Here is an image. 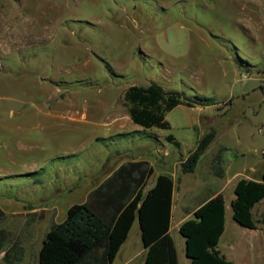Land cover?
<instances>
[{"label": "rangeland", "instance_id": "rangeland-1", "mask_svg": "<svg viewBox=\"0 0 264 264\" xmlns=\"http://www.w3.org/2000/svg\"><path fill=\"white\" fill-rule=\"evenodd\" d=\"M240 57L264 67V0H0V263L40 264L47 232L85 197L72 182L78 156L148 148L158 157L156 139L171 131L194 141L181 107L168 113L172 130L116 135L138 126L121 117L130 116L123 98L130 85L154 81L185 97L231 99L220 128L252 116L264 123L263 70L248 72ZM213 109H201L202 123ZM171 149L177 158L189 150ZM183 179L192 182V174ZM235 224L244 244L235 263L264 264V229ZM140 244L133 229L114 264ZM20 247L21 261L4 258L8 249L20 256Z\"/></svg>", "mask_w": 264, "mask_h": 264}, {"label": "trees", "instance_id": "trees-1", "mask_svg": "<svg viewBox=\"0 0 264 264\" xmlns=\"http://www.w3.org/2000/svg\"><path fill=\"white\" fill-rule=\"evenodd\" d=\"M123 98L132 120L143 126V131L152 127L170 128L167 113L179 104L212 101L198 95L188 99L180 91H167L154 81L147 85H130L124 90ZM137 131L141 130L129 133ZM215 136L216 130L212 128L199 139L196 149L181 163L183 172L195 170ZM143 164L123 165L109 177L96 190L99 194L95 201L97 207L88 201L71 205L66 218L47 232L39 252L40 264H112L137 218L147 251L144 264H180L170 232L173 177L160 174L156 184L144 193L141 183L147 169H139L138 184L134 188L128 186V169L140 168ZM124 179L126 183L119 187V181ZM235 194L232 201L234 220L243 227L257 228L259 220L254 217L253 207L264 199V169L261 181L240 179L235 185ZM260 222L264 223V213ZM224 230L225 198L220 194L202 204L195 216L180 226L191 264H234L218 249ZM4 242L1 230L0 254ZM19 249L20 256L14 259L10 249L4 250V258L10 262L21 261L23 247Z\"/></svg>", "mask_w": 264, "mask_h": 264}, {"label": "crops", "instance_id": "crops-1", "mask_svg": "<svg viewBox=\"0 0 264 264\" xmlns=\"http://www.w3.org/2000/svg\"><path fill=\"white\" fill-rule=\"evenodd\" d=\"M236 61L239 65H246L248 72L261 69L264 74V67L262 66L258 67L257 65L250 64L248 60L242 59L241 57ZM262 81L264 82V80ZM257 88L258 87H252V90ZM197 95L202 96L196 93L193 97L186 98L192 99ZM232 104L233 101L230 99L224 102L212 100L208 103L194 102L192 105L187 103L177 105L176 107H181V109L186 112L185 126L189 129L192 128L194 132V137L187 135V139H194V141L188 144L185 142V138L182 139L178 137L172 131L168 134H161V137H158L155 142L157 144L155 151L160 155L158 157L150 154L148 148H105L99 151L94 149L91 155H86V157L78 156V159L73 161L75 166L73 165L74 175L72 182L77 190L80 189V191L85 194L82 202H89L91 200L95 204L97 195L99 196L96 190L103 185L109 177L123 165L143 162L144 164L140 168L128 169V186L130 185L134 188L136 184H138V180L141 178L139 169H141V171L147 169L141 183L144 193L156 184L157 177L160 174H169L173 177L174 189L170 232L176 243L180 264H191V259L186 254V239L180 232L181 224L187 219L193 218L195 216V211L202 204L220 194L225 198V230L220 238L218 249L227 259L236 264L235 257L239 253L238 247L244 246V244L242 241L240 242V240H238L239 237L235 234V230L237 229V224L235 223L237 222L233 218L232 209V201L236 198L235 185L242 178L256 181L262 180L264 169V123L252 116L247 117L245 123H243L244 120H242L241 124L233 129L225 127L220 128V125H217V120L228 114L232 108ZM202 108H204V110L205 108H214L216 109V114L213 118L206 117L204 119L205 121L202 123ZM121 117L125 123H130L132 120L131 116H126V120L124 116ZM118 121H121V119ZM169 122L171 127L167 130H172V122L170 120ZM137 125L138 126L132 125L133 128L127 131H119L115 134L123 137L126 132L128 135H133L134 133L129 132L136 130L143 131L144 127L140 124ZM212 128L216 130L215 139L203 153L195 170L191 173L193 180L190 181L192 182H184L185 180L183 178L185 177V172L182 170L181 163L196 149L199 139ZM258 131L261 132V134H258ZM176 145L179 148H189L187 154H184L183 150L181 156L177 158V152L174 153L171 149ZM213 148L217 149L212 153L211 149ZM171 155V159L166 160L162 158L170 157ZM106 162L108 163L109 169L104 172L102 170ZM156 166L159 168H156ZM123 182L126 183V179L120 180L118 186L120 187ZM95 206L97 207L98 205ZM256 208L257 217L255 219L259 220L258 224L260 225H257V228L254 229L245 227L250 233L264 229V223L260 222L264 213V199L253 207V214ZM133 229H135L140 238V249L138 253H136L137 255L130 254L124 261V264H130L138 256L142 258V264H144L147 251L143 242L141 225L138 218L134 221L128 238L122 244L117 256L127 247ZM226 238H230L228 245L222 246L221 241H224ZM180 250L186 256L184 262H181ZM114 262L115 260L112 264H114Z\"/></svg>", "mask_w": 264, "mask_h": 264}]
</instances>
